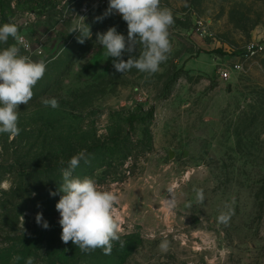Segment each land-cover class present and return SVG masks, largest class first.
Returning a JSON list of instances; mask_svg holds the SVG:
<instances>
[{
    "label": "rangeland",
    "instance_id": "obj_1",
    "mask_svg": "<svg viewBox=\"0 0 264 264\" xmlns=\"http://www.w3.org/2000/svg\"><path fill=\"white\" fill-rule=\"evenodd\" d=\"M1 3L0 25L16 22L31 45L22 53L45 59L47 70L30 103L19 106L20 134H0V264L29 256L47 264L46 252L60 247L68 264H264V51L240 58L248 44L264 42V0H161L175 20L172 51L152 76L117 72L96 43L113 26L127 36L119 14L95 20L108 0ZM79 16L92 33L82 44L72 31ZM235 65L231 80L221 81L219 69ZM53 97L58 108L41 103ZM83 149L89 162L74 176L120 196L126 245L114 243L110 255L79 258V248L61 240V169ZM194 187L204 190L203 204ZM233 201L225 226L217 217Z\"/></svg>",
    "mask_w": 264,
    "mask_h": 264
},
{
    "label": "clouds",
    "instance_id": "obj_2",
    "mask_svg": "<svg viewBox=\"0 0 264 264\" xmlns=\"http://www.w3.org/2000/svg\"><path fill=\"white\" fill-rule=\"evenodd\" d=\"M119 14L127 24V36L117 31L115 26L106 32L96 34V43L102 45L104 54L113 58V67L119 73H126L135 68L146 76H152L160 71L172 51L170 29L175 23L172 11L161 5V0H108V7L102 16L95 18L102 21L105 17ZM81 24L72 31H79V43L92 36L90 26L85 23L86 17L79 16ZM71 31V32H72ZM15 43L9 44V39ZM0 134H8L14 138L20 134L18 126L20 105H28L34 97V87L44 77L47 70L45 59H33L22 53V49L30 50V43L20 33L19 25L9 21L0 25ZM138 55H134L137 53ZM128 53L125 61L123 56ZM80 70V69H79ZM44 106L58 108L56 98H42ZM86 149L80 150L61 169L62 182L59 192H62L56 203L59 212L58 223L62 228L61 240L67 244L71 241L81 252L90 253L97 249L105 255H110L114 243L125 248L126 241L121 238L118 204L120 196L108 189H101L97 182L88 176H74V171L80 162L88 163ZM63 165L65 161L61 160ZM195 200L203 204L205 194L202 188L194 187ZM173 192L169 188V193ZM35 195V193L33 194ZM50 195H56L51 192ZM233 203H226L224 210L217 217L219 223L227 226L234 214ZM23 219V217H22ZM35 220L43 228L49 227L42 213H37ZM159 248L162 252L169 249V241L165 237ZM14 261L21 256L13 257ZM25 264H34V258L29 256Z\"/></svg>",
    "mask_w": 264,
    "mask_h": 264
},
{
    "label": "trees",
    "instance_id": "obj_3",
    "mask_svg": "<svg viewBox=\"0 0 264 264\" xmlns=\"http://www.w3.org/2000/svg\"><path fill=\"white\" fill-rule=\"evenodd\" d=\"M3 5H2V3L0 4V7H1V9L3 8L2 7ZM49 7V5H36L35 6V10H37V11H39V10H42V12L43 11H45L47 8ZM152 115H153V111L152 110H150V111H148L147 112V114H146V116H145V118L144 119H141V121L142 122H145V121H147V120H150L151 118H152ZM134 121H135V119L133 120V118H130L129 119V121H128V124H130V125H133V123H134ZM10 218H11V216H9ZM43 232H39V236L42 234ZM37 235H38V232H36L32 237H37ZM30 238V237H29ZM28 237H27V239H29ZM26 239V240H27ZM30 240V239H29ZM28 240V241H29ZM80 250V249H79ZM98 250V252H100V253H103L102 252V250H100V249H97ZM67 249H66V247H64V248H62V247H60V250H58V251H52L51 253L48 251V252H46V255H47V257H48V260H47V264H68V261H67V256L65 255V254H67ZM86 253L85 252H79V253H77L76 254V256L77 257H79V258H81V257H83L84 255H85ZM81 256V257H80ZM74 260V258L72 259V261ZM77 262V261H76Z\"/></svg>",
    "mask_w": 264,
    "mask_h": 264
},
{
    "label": "built area",
    "instance_id": "obj_4",
    "mask_svg": "<svg viewBox=\"0 0 264 264\" xmlns=\"http://www.w3.org/2000/svg\"><path fill=\"white\" fill-rule=\"evenodd\" d=\"M264 51V42L256 41L248 44L245 48V51L240 55L241 59L247 60L258 56ZM240 67L235 65L231 68L219 69L218 75L221 81L229 82L232 77L233 70H239Z\"/></svg>",
    "mask_w": 264,
    "mask_h": 264
},
{
    "label": "water",
    "instance_id": "obj_5",
    "mask_svg": "<svg viewBox=\"0 0 264 264\" xmlns=\"http://www.w3.org/2000/svg\"><path fill=\"white\" fill-rule=\"evenodd\" d=\"M229 88V90H230V87H228ZM172 156H173V154L172 153H170V159H172Z\"/></svg>",
    "mask_w": 264,
    "mask_h": 264
}]
</instances>
